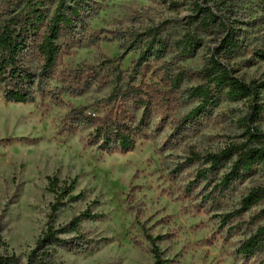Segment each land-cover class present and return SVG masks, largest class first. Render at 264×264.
Segmentation results:
<instances>
[{
	"label": "trees",
	"instance_id": "trees-1",
	"mask_svg": "<svg viewBox=\"0 0 264 264\" xmlns=\"http://www.w3.org/2000/svg\"><path fill=\"white\" fill-rule=\"evenodd\" d=\"M98 1L0 0L1 98L27 105L37 95L61 102L62 95L107 92L101 101L107 107L103 117L87 114L88 107H70L68 116L72 117L70 130H90L91 143L108 152L130 151L138 141L147 140L146 117L153 115L162 125H173L174 144L211 121L227 122L236 132L222 149L206 155L191 152L187 160L191 165H207L196 170L193 182L198 188L204 184L203 198L210 208H220L224 195L247 180L264 177V80L246 82L237 71L238 66L264 61V0H144L167 5L169 10H186L188 15L142 32L110 33L121 53L114 59L99 55L96 67L62 66V58L76 47L99 50L101 33L87 32ZM204 47L207 56L199 70L183 66ZM133 52L138 58L131 75H125L120 64ZM57 73L61 87L49 91L48 83ZM223 104H243L244 110L238 116L231 109L218 113ZM183 107L191 109L179 116ZM222 170L225 173L215 183ZM46 181L45 191L53 197L50 222L28 253L21 257L0 254V264H60L59 250L72 254L97 250L99 241L90 239L81 224L103 220L105 215L86 210L55 225L58 212L82 201L83 194H74L75 179L48 176ZM238 205L219 217L221 224L235 219L236 225L230 228L244 225L250 235L239 245L238 256L264 264V183L249 189ZM246 213L250 215L243 221ZM144 238L151 264L172 263L158 246L161 237ZM0 245H5L1 236Z\"/></svg>",
	"mask_w": 264,
	"mask_h": 264
},
{
	"label": "rangeland",
	"instance_id": "rangeland-1",
	"mask_svg": "<svg viewBox=\"0 0 264 264\" xmlns=\"http://www.w3.org/2000/svg\"><path fill=\"white\" fill-rule=\"evenodd\" d=\"M98 3L87 32L101 33L99 50L76 47L62 58V66L96 67L99 55L114 59L121 53L110 33L142 32L188 15L186 10H169L167 5L144 0ZM206 56L204 47L183 66L199 70ZM137 58L138 53H130L120 64L125 75H131ZM237 71L246 82L262 81L264 61L238 66ZM147 82L157 84L155 79ZM60 87L57 73L47 89L58 91ZM106 94L62 95L61 102L37 95L35 102L27 105L6 102L0 95V236L5 243L0 245V254L21 257L33 248L50 222L53 197L45 191L46 177L56 176L61 181L75 179L74 194L82 193L83 199L61 209L55 225L65 224L86 210L105 215L103 220L81 224L90 239L99 241L97 250L90 254L59 250L56 259L60 264H151L145 235L162 238L158 246L171 264H255L237 254L239 245L250 235L246 227L233 230L230 227L237 220L223 225L219 217L237 210L241 198L249 189L262 185L264 177L247 180L224 195L220 208H210L203 198L204 184L198 188L193 182L196 170L207 165L187 163L191 152L206 155L222 149L235 127L211 121L174 144L173 125H162L153 115L146 117L147 140L138 141L130 151L108 152L91 143L90 130H70L72 117L68 116L70 107H88L87 114L103 117L107 107L101 101ZM190 109L183 107L177 113L180 116ZM230 109L238 116L244 105L223 104L217 112ZM224 173L219 172L214 182ZM249 215L242 220L247 221Z\"/></svg>",
	"mask_w": 264,
	"mask_h": 264
}]
</instances>
